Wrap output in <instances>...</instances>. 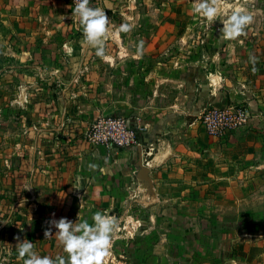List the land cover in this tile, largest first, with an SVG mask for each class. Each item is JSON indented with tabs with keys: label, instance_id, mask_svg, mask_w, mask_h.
I'll return each mask as SVG.
<instances>
[{
	"label": "rangeland",
	"instance_id": "rangeland-1",
	"mask_svg": "<svg viewBox=\"0 0 264 264\" xmlns=\"http://www.w3.org/2000/svg\"><path fill=\"white\" fill-rule=\"evenodd\" d=\"M218 2L224 8L220 19L235 7L252 15L243 34L225 39L222 21L193 13V0H108L112 39L105 52H264V0ZM90 6L100 7L101 0H90ZM72 8L73 0H0V264H23L16 252L18 239L34 242L40 255L66 256L49 221L76 220L81 211V218L92 223V213L98 210L119 218L106 264H219L216 243L205 237L217 235L222 240L225 235L239 238L242 233H259L260 215L240 218L229 212L230 216L205 223L228 228L195 234L190 231L192 218L172 216L169 204L163 206L146 194L152 187L149 177L150 184L140 177L133 183L127 174L111 180L103 174L98 187L107 191L100 194L88 181L84 185L72 178L65 182L61 168L67 154L55 161L48 143L49 115L59 113L62 104L68 115L88 119L83 139L93 148L104 146H95L88 138L100 119L125 118L134 128L143 127L142 121L112 112V89H90L83 80L86 73L69 68L67 48L83 36ZM121 23L130 24L131 30L117 32ZM108 79L113 83L111 73ZM17 135L25 139L24 152L16 146ZM35 136L44 142L36 152L28 143ZM162 210L169 214L161 215ZM173 224H184L185 230ZM48 228L52 235L45 236ZM229 252L224 248L220 258ZM236 252L233 249V255Z\"/></svg>",
	"mask_w": 264,
	"mask_h": 264
},
{
	"label": "crops",
	"instance_id": "crops-1",
	"mask_svg": "<svg viewBox=\"0 0 264 264\" xmlns=\"http://www.w3.org/2000/svg\"><path fill=\"white\" fill-rule=\"evenodd\" d=\"M107 3L101 0L109 17ZM110 31L105 47L112 39ZM67 49L69 68L86 73L83 80L90 89H112V112L139 118L144 131L135 148H93L83 139L88 119L68 115L62 104L59 113L49 115L48 143L55 161L67 154L61 168L65 182L72 178L84 185L88 181L96 194L105 189L98 187L103 174L109 179L127 174L138 183L142 156L152 182L146 194L163 206L169 204L166 207L172 208V216L192 218L190 231L195 234L228 228L205 223L230 216L229 212L240 218L260 215L259 233L205 238L216 243L219 264H264V52H105L106 58H101L83 36ZM110 73L113 83L108 79ZM228 106L248 108L249 122L225 137L210 136L200 121L201 113ZM28 143L34 152L44 145L36 136ZM16 146L25 151L21 135H17ZM91 164L96 168L91 169ZM173 226L185 230L184 224ZM227 247L230 252L220 258Z\"/></svg>",
	"mask_w": 264,
	"mask_h": 264
},
{
	"label": "clouds",
	"instance_id": "clouds-1",
	"mask_svg": "<svg viewBox=\"0 0 264 264\" xmlns=\"http://www.w3.org/2000/svg\"><path fill=\"white\" fill-rule=\"evenodd\" d=\"M72 15L78 17L84 40L93 46L96 55L106 58L105 37L110 31V18L102 7H91L90 0H73ZM192 12L209 21L220 19L224 12L218 0H193ZM221 32L225 39H232L243 34L245 26L252 21V15L241 7H235L230 13L225 12ZM131 25L121 23L117 32H128ZM81 206V205H80ZM77 214L76 220L60 217L49 223L56 228L55 235L67 255H40L34 250V242L29 239L19 240L16 244L18 259L23 264H106L111 255L112 236L119 227V218L108 211L92 213V223ZM51 234V228L45 230V236Z\"/></svg>",
	"mask_w": 264,
	"mask_h": 264
},
{
	"label": "built area",
	"instance_id": "built-area-1",
	"mask_svg": "<svg viewBox=\"0 0 264 264\" xmlns=\"http://www.w3.org/2000/svg\"><path fill=\"white\" fill-rule=\"evenodd\" d=\"M249 118L250 113L245 106L213 107L200 115L206 132L218 139L246 126ZM137 120L141 121L139 118ZM140 131H144V127L134 128L125 118H103L93 124L88 138L95 146L129 149L139 145Z\"/></svg>",
	"mask_w": 264,
	"mask_h": 264
},
{
	"label": "water",
	"instance_id": "water-1",
	"mask_svg": "<svg viewBox=\"0 0 264 264\" xmlns=\"http://www.w3.org/2000/svg\"><path fill=\"white\" fill-rule=\"evenodd\" d=\"M140 154L142 155V151L141 149H139ZM139 168H140V179H142L144 182H147L148 184H150V180L148 178V175L150 173V170L143 166V160H142V156L139 158V164H138Z\"/></svg>",
	"mask_w": 264,
	"mask_h": 264
}]
</instances>
